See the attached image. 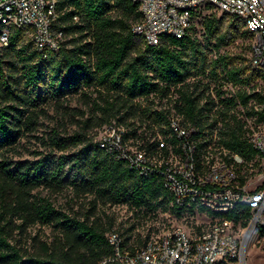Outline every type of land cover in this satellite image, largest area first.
Instances as JSON below:
<instances>
[{
  "label": "trees",
  "instance_id": "trees-1",
  "mask_svg": "<svg viewBox=\"0 0 264 264\" xmlns=\"http://www.w3.org/2000/svg\"><path fill=\"white\" fill-rule=\"evenodd\" d=\"M192 14L181 35L164 33L147 43L129 28L139 16L133 0H56L52 28L61 29L62 37L44 54L32 47L23 28L9 27L0 43V264H99L109 251L103 233L110 222L104 225L93 215L96 201L151 213H192V206L175 204L158 173H138L98 146L88 133L92 125H122L123 139L152 152L157 134L175 142L166 124L171 113L194 128L198 171L237 152L243 158L234 163L237 182L256 172L259 154L248 137L264 128H249L239 115L264 121V88L256 86L257 80L264 82V67L249 62L251 32L234 14L207 3ZM237 37L247 38L250 65L244 56L221 49ZM223 82L233 90L226 92ZM74 93L89 99L87 114L64 111L73 128L66 130L56 118L60 127L39 136L42 147L32 148L31 157L12 156L19 136L36 128L45 105H63ZM39 184L50 190L66 186L74 196L89 194L88 205L80 212L62 209L32 190ZM222 214L244 225L250 209L241 200ZM35 222L52 225L49 239L28 232ZM254 230L264 236V222L256 221Z\"/></svg>",
  "mask_w": 264,
  "mask_h": 264
},
{
  "label": "built area",
  "instance_id": "built-area-1",
  "mask_svg": "<svg viewBox=\"0 0 264 264\" xmlns=\"http://www.w3.org/2000/svg\"><path fill=\"white\" fill-rule=\"evenodd\" d=\"M56 0H0V43H5L10 26L28 33L32 47L45 53L55 50L62 37L61 29L52 28ZM139 11L130 23V31L147 43H155L161 34L181 35L192 19L195 8L207 3L218 10L232 13L251 32L248 58L252 65L264 67V0H133ZM166 124L175 142L156 135V144L148 152L129 139H123L124 128L113 122L102 125L97 144L111 156L119 158L136 172H156L170 190L178 206L202 207L209 215L206 224L173 223L149 235L141 243L125 242L117 229L104 230L109 251L97 263L107 264H239L241 241L235 231H246L264 208V130L253 129L249 140L259 154L254 180L237 182L234 163L242 156L230 153V159H214L198 171L193 160L194 128L168 114ZM162 147L166 151H162ZM252 183V185H250ZM249 206L244 225L233 222L222 213L237 201ZM197 225V227L195 226Z\"/></svg>",
  "mask_w": 264,
  "mask_h": 264
},
{
  "label": "rangeland",
  "instance_id": "rangeland-1",
  "mask_svg": "<svg viewBox=\"0 0 264 264\" xmlns=\"http://www.w3.org/2000/svg\"><path fill=\"white\" fill-rule=\"evenodd\" d=\"M196 18L193 20L195 23ZM200 27L196 23L194 24L195 34L201 38ZM247 38L237 37L231 42L223 45L221 49L229 52H235L245 57V62L250 65L247 60ZM257 87L264 88V82L257 80ZM226 92L233 90L234 86L229 82H223L221 85ZM92 95V93H91ZM90 95V96H91ZM63 105H53L48 103L45 105V113L40 115L39 122L36 128L30 133L19 136L16 150L18 153H13L12 156H27L31 157L32 148H41L42 145L39 141V136L44 135L50 126H59V122L56 118H60L63 122V127L66 130L73 128V123H70L68 119L63 117L64 111L68 110L73 113V116H78V110L83 111V115L87 114L89 99H85L77 93L68 95L63 101ZM65 104V105H64ZM239 115L245 120V124L250 128H264V121L254 122L251 117L245 116L242 112ZM100 125H92L88 128V133H91L93 139H97L101 127ZM156 128L154 127V133ZM148 135V133H146ZM151 137L150 135L148 136ZM211 142H209L210 144ZM256 172L246 173L245 180H254ZM252 185V183L250 184ZM32 190H37L41 194H46L52 203L65 210H75L80 212L88 205L87 199L89 194H82L74 196L71 190L62 186L58 190H50L44 184H39ZM94 216H96L104 225L110 222L109 227L121 230L124 234L128 235V240H137L149 235L160 232L164 227L179 223L187 226L188 220L192 224L204 225L209 221V215L202 210H194L192 213L181 212L176 214L173 210H159L156 209L154 213L143 211L142 208L136 209L125 203H107L96 201L94 208ZM264 222V211L260 213L257 220L254 221ZM254 223L251 228L246 231L236 228V232L241 241V257L239 264H264V236L258 235L254 230ZM107 227V228H109ZM106 228V229H107ZM29 233H37L41 238L49 239L54 233V228L49 223L35 222L27 227ZM238 264V263H236Z\"/></svg>",
  "mask_w": 264,
  "mask_h": 264
}]
</instances>
